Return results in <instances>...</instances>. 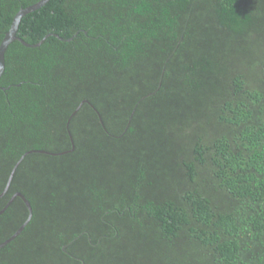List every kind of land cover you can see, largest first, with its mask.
Masks as SVG:
<instances>
[{
	"label": "trees",
	"instance_id": "trees-1",
	"mask_svg": "<svg viewBox=\"0 0 264 264\" xmlns=\"http://www.w3.org/2000/svg\"><path fill=\"white\" fill-rule=\"evenodd\" d=\"M37 1L0 0V43ZM50 33L5 53L0 193L82 100L105 128L85 102L74 151L25 156L0 264H264V0H49L17 31Z\"/></svg>",
	"mask_w": 264,
	"mask_h": 264
},
{
	"label": "water",
	"instance_id": "water-1",
	"mask_svg": "<svg viewBox=\"0 0 264 264\" xmlns=\"http://www.w3.org/2000/svg\"><path fill=\"white\" fill-rule=\"evenodd\" d=\"M49 0H39L37 1L36 3L32 4V5H29L27 7H22L14 16V19L12 21V24H11V27L10 29L6 32L4 38L2 39L1 43H0V78L5 70V53H6V50L8 48V46L10 45V43L14 40H19L20 42H22L25 46H28V47H37V46H40L44 41L45 39L50 36V35H55L57 37H59L60 39L62 40H67V41H70L73 39V37L71 38H63L61 37L59 34H56V33H50V34H47L43 39H41L39 42L37 43H29L27 41H25L23 38H21L20 36L17 35V31H18V28H19V24H20V21L22 19L23 16H25L26 14L30 13V12H33L39 8H41L43 5H45ZM18 86L21 85V83H18L16 84ZM10 86L8 87H4V86H1L0 85V89L2 90H7ZM89 103L94 109L95 111L98 113L99 115V118H100V121L101 123L103 124L104 128H105V124H104V121H103V117L101 115V113L99 112V110L88 100V99H84L81 101V103L78 105V107L71 113V115L69 116L68 118V121H67V129H68V132H69V136H70V139H71V143H72V147L70 149H67V150H63V151H49V150H45V149H31V150H28L26 151L19 159L18 161L14 164L12 170H11V173L9 175V178H8V181H7V184L3 190L2 193H0V197H2L6 192L7 190L9 189L10 187V184L13 180V177L15 175V172L18 168V166L20 165V163L22 162V160L25 158L26 155L30 154V153H45V154H50V155H63V154H67L69 152H72L74 151L75 149V141H74V137L72 135V132L70 130V122L72 120V118L74 117V115L78 112V110L81 108V106L83 105V103ZM134 113V112H133ZM133 113L130 117V120L128 122V125L126 127L125 130H127L129 124H130V121H131V118L133 116ZM16 197H21L22 200L24 201V203L26 204L27 208H28V217L27 219L20 225V227L10 236L8 237L7 239H5L4 241L0 242V248L4 247L5 245H7L8 243H10L11 241H13L24 229L25 227L28 225V223L31 221L32 217H33V206L30 202V200L26 197V195L21 192V191H16L12 196L11 198L9 199V201L6 203V205L0 210V215L2 213L5 212V210L11 205V203L14 201V199ZM63 250L66 251V245L63 246ZM82 264H85L84 261Z\"/></svg>",
	"mask_w": 264,
	"mask_h": 264
}]
</instances>
